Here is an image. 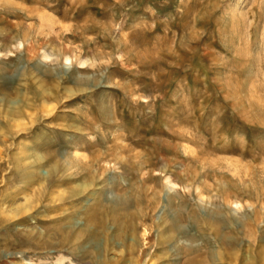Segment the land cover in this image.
Instances as JSON below:
<instances>
[{
  "label": "rangeland",
  "instance_id": "1",
  "mask_svg": "<svg viewBox=\"0 0 264 264\" xmlns=\"http://www.w3.org/2000/svg\"><path fill=\"white\" fill-rule=\"evenodd\" d=\"M8 46L11 52L0 54V97L25 96L27 102L16 121L0 115L7 133L0 140V264H98L94 232L106 242L105 257L118 258L117 264H180L187 257H176L168 243L147 247L151 256L143 259L135 253L143 226L167 213L147 209L143 225L137 223L135 211L150 196L137 187L139 166L152 176L143 187L160 196L172 175L180 194L171 201L185 214L193 205L202 207L197 188L217 195L220 206L209 209L223 216L227 225L220 231L237 234L236 248L259 263L264 257V0H0V50ZM44 49L55 53L57 63L41 57ZM39 80L58 92L46 111L37 96ZM35 151L60 162L63 185L24 190L22 174ZM93 155L134 167L126 176L128 190L117 186L125 183L113 163L100 171L94 183L101 186L97 197L106 213L99 227L88 223L91 209L83 212L77 202L70 208L59 198L71 184L89 179L81 161ZM165 166L168 175L160 171ZM26 198L31 207L19 222L14 210L5 208L21 209ZM75 210L76 217L62 218ZM174 211L177 224H187L179 221L183 212ZM114 215L121 219L111 220ZM238 217L243 231L230 223ZM25 222L49 235L25 237L20 232Z\"/></svg>",
  "mask_w": 264,
  "mask_h": 264
},
{
  "label": "bare ground",
  "instance_id": "2",
  "mask_svg": "<svg viewBox=\"0 0 264 264\" xmlns=\"http://www.w3.org/2000/svg\"><path fill=\"white\" fill-rule=\"evenodd\" d=\"M26 41H27V44L29 46L32 45L31 44V38H28ZM15 43H17V46L20 45V42H18L17 40L15 41ZM10 52H11L10 47L9 48L6 47L3 50H0V54L3 53V55H5V56ZM33 57H34V55L30 56L29 59H32ZM41 57L44 59H48L50 57H53V61L55 63H57V61H58L57 56L55 55V53L52 50L44 49L43 53L41 54ZM36 86H37V88H39V92L37 91L38 92L37 96L40 100L41 105L44 107V111H46V107L49 103H51L52 101H58V92H56V91L54 92V91L50 90V88L45 86L43 82L41 83V80L37 81ZM32 88H33L32 86H29L27 88L29 90V93L32 90ZM26 100H27V98H25V96L22 99L21 98L20 99H18V98L11 99L10 97H0V115L2 117V120L7 119V120L16 121L20 115L19 114L20 107H21V105H23V103ZM8 123H10V122H8ZM4 124L5 123L4 122L2 123V121L0 119V140H2L7 134L6 131L4 130V129H6V127L4 128ZM50 157L43 152L35 151L34 156L29 158V160H28L29 162L27 161L28 162L27 167L25 166L26 169L23 168L24 171L22 174V176L27 179V185L25 184L26 188H24L25 191L28 187H29V189H33L35 187L36 190H40L41 188L50 187V185L56 184L54 187H56L57 185H63V183H62L63 179L62 178L64 176L62 177V172H64V171H61V169H60L61 164L59 165L60 162L58 160H52ZM26 158L27 157H23L24 160ZM103 158L101 159V158H99L98 155H93L90 158V161H88V162H82L81 161L82 165L81 164L80 165L82 166L83 170L86 171V175L88 176L89 179H87V180L83 179L81 181L75 182L74 184H71L72 186L65 188L62 191V194L59 196V198H61V200H63V201L67 200L68 203L71 204L70 208H76L77 207L76 202H77L81 205V210H83V212H86L87 210L91 209L92 213L90 216H88V223L94 227L100 226L99 225V223L101 222L100 217L103 213H106L104 210V207H102V203L99 202L98 197H97V193L99 192L97 185H99V184H95L96 183L95 181L100 180V178H101L100 171L107 169L106 167L110 163H113V168H117L120 170L121 178H122L123 182L125 183V185H124L125 187H121L122 186L121 183L117 184V186L124 189V190H128L130 185H128L129 181H127L126 176L129 175V173L132 170H134L133 169L134 167L124 165L123 159H120V161H117V162H112V161H109L110 159L108 160L106 158L105 159H103ZM87 159H88V157H87ZM24 163L25 162H23V164ZM63 163L64 162H62V164ZM70 164L71 163H69V165ZM77 164L76 165L79 166V163H77ZM61 168H63V167H61ZM168 168H170V166L166 167V169H162L160 171L164 172L165 175H168V173H169ZM154 170L155 169H153L152 171H154ZM79 171H82V170H79ZM147 171L148 170H146V168L142 167V166H139V168H137V173H140V175H139L140 181L138 182L137 187L139 188L140 186H142V187H140V188H142L141 193L145 197H147L146 195H148L150 193V196H148L147 200H146L147 203H144L145 205L143 204L142 206H140V208H137L138 209L137 212L135 211V213L137 215V217H135L137 219V223L143 225L142 222L144 221V219H146L145 217L147 216V213L145 211L147 209L153 210L155 208L156 209L158 208L161 210L163 208L164 210L165 209L167 210L166 211L167 213L165 216L160 215V216H157L156 218L154 217L152 220V223L149 226H147V225L143 226L141 238L139 237L140 240H142V245H141L142 247L136 245L137 249L135 251V253H137L138 259L139 258L143 259L145 256H147V257L151 256V254L148 253L147 251H148L149 247L154 246V244H156L158 242L160 244L161 243L162 244L168 243V244L172 245L170 247V250L176 253L175 254L176 257L180 256V255H184V257H187L185 260L183 259L184 261L182 260L183 262L181 261L180 264H247V263L252 264L251 262H249L250 257L244 255L242 252H240L236 248V245H238L240 242L237 234L233 233V235H231V236H226L225 234H223L220 231V229L222 227H224V225H227V224H225L223 216L220 215L219 213H216L213 210V209H216L220 206L216 203L217 195H215V194L212 196L206 195L203 193V190L198 186L199 188H197V190H196L197 191L196 197L200 202H202V207H199L197 205L196 206L193 205L192 208L187 210V213L185 214L183 212V207L181 206V204L175 205L171 201V199L177 197V194L179 193V192L177 193V191L175 189L177 182L172 177V175L169 174L168 176H166V178H165L166 183L164 185L165 194H164V196H162V195L160 196L159 194H157V192H155L154 188H152L151 186H144L143 187V184H145L149 178H152V176ZM146 173L148 175L146 177H144V175ZM70 176H71V174H70ZM111 181L109 183H112ZM179 186L183 189L191 191L188 184L179 183ZM16 191L17 190L14 188V191H12V192L15 193ZM12 196H15V195H12ZM182 196H186V193L183 192ZM53 199H55V201H56V199H58V197L53 198ZM28 200L29 199L26 198V203ZM123 200H125V199H123ZM9 201H11V200H9ZM3 203H4V199H0V206H2ZM123 203H124V201H123ZM181 203H183V202H181ZM230 203H233V202H230ZM237 205L238 204H236V206ZM30 207H31V202L27 203L21 209H17V208L14 209L11 206L9 209L5 208V210L6 211L7 210L8 211L14 210L12 217H14V218L18 217L17 221L24 222V220H23L24 215L30 209ZM176 207H177V210H179L181 213L183 212L182 215L179 214V221H181V222L186 221L187 224H185V225L177 224L178 213L176 211H174V208H176ZM209 208H213V209L210 210ZM78 209H80V207H78ZM204 210L206 211V213ZM63 211H65V210H63ZM3 212H5V211L3 210ZM70 214L71 215L66 214L62 218L67 219L69 217H73V218L76 217L77 216V210H75L74 212H72ZM114 216L115 217H112L111 220L119 221L121 219V218L120 219L118 218L120 216H118V217H116L117 215H114ZM211 217L217 219V221L212 222L210 220ZM128 222H129V220H128ZM230 223H232V225L234 226L233 227L234 230H236V229L238 230V228L240 227V229H242V231H243V229L245 227L244 222H242V220L239 217L235 218V220L232 219L230 221ZM22 225H23V229L20 232L25 237H27L29 239L36 240V239H39L43 236L49 235V233H47L48 231H46V229H44L43 233L34 230V228L30 225V223L25 222ZM127 226H128V224H127ZM132 228L134 229V227H132ZM132 228H130V230H132ZM127 231H129V230L127 229ZM95 233L96 232L93 233L94 235H93V238L91 239L92 240L91 244H93L94 248H98V255L96 257V262L98 264H117L118 258H112V257L106 258L105 257L104 250L106 251V247H107L106 242L103 244V239H100L99 237H97L98 234H95ZM132 233H134V232H132ZM154 235H156L157 236L156 238H158V239H155L156 241L152 242V238ZM127 236H128V234H127ZM247 238L249 241H252L254 239V238L252 239L249 237H247ZM47 239H48V237H47ZM125 239H128V238H125ZM125 239H123V240H125ZM198 239L200 240V243H197ZM212 240H213V244L211 243ZM74 243H76V241ZM178 244H180L181 246H178ZM129 247H131V246H129ZM147 247H148V249H147ZM74 248L75 247H73L71 249H74ZM126 249L127 250L129 249L128 245H127ZM133 249H134V247H133ZM133 249H131V251ZM188 256H190V257H188ZM135 258H136V256H135ZM177 259H179V258H177ZM177 259H175V260H177ZM259 260L260 261L258 264H264V257L263 258L261 257ZM60 261H63V260L61 259ZM70 261L74 262L71 259H70Z\"/></svg>",
  "mask_w": 264,
  "mask_h": 264
}]
</instances>
